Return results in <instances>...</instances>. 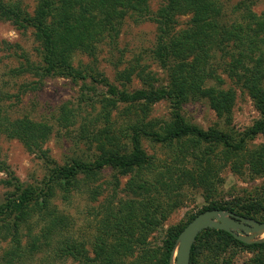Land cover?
<instances>
[{"label": "trees", "instance_id": "obj_1", "mask_svg": "<svg viewBox=\"0 0 264 264\" xmlns=\"http://www.w3.org/2000/svg\"><path fill=\"white\" fill-rule=\"evenodd\" d=\"M152 1L38 0L30 14L19 2L0 0V20L18 29H33L41 49V66L28 61L23 72H31L41 81L90 78L108 88L96 101L103 106L97 120L104 126L96 129L95 120L87 116L81 125V138L97 152L89 162L54 164L44 148L53 133L51 125L11 120L0 114V135L21 141L27 151L39 154L49 165L41 189L25 186L14 176L3 181L15 187V192L0 205V243L7 245L2 264H31L39 256H45L42 264L69 260L71 264H171L180 233L206 210H229L264 223V184L245 197L215 200L221 172L227 167L254 178L264 177V142L250 147L257 138H264V19L243 7L247 0L237 3L233 12L242 11L241 21L232 23L222 21L226 15L222 16L220 0H163L156 11L151 9ZM185 15L191 16L189 26L181 29L179 17ZM126 18L157 24L153 54L166 76L164 84L142 69L136 75L142 88L131 90L132 70L119 72L115 85L102 75L74 66L77 54L94 57L100 44L117 40ZM2 44L5 47L0 46V52L11 50L10 44ZM214 52L230 58L225 72L248 92L260 113L239 135L202 129L182 113L190 101L206 99L224 125L232 126L236 93L224 88V79L210 67ZM163 101L170 104V121L149 118L153 107ZM70 104L62 107L61 120L75 125L81 104L76 108ZM114 111L122 115L113 118ZM144 139L171 147L172 160L155 161L144 149ZM107 169L120 176L132 175L128 183L132 196L105 206L90 251L86 241L70 235L68 217L52 201L56 190L69 200L81 176L96 181ZM0 173L12 175L1 158ZM187 188L202 189L212 201L185 224L168 229L162 247L151 249L149 237L181 207ZM243 249L256 253L250 264H264V243L247 245L225 231L206 229L192 248L191 264H232L236 251Z\"/></svg>", "mask_w": 264, "mask_h": 264}, {"label": "rangeland", "instance_id": "obj_2", "mask_svg": "<svg viewBox=\"0 0 264 264\" xmlns=\"http://www.w3.org/2000/svg\"><path fill=\"white\" fill-rule=\"evenodd\" d=\"M4 2H19L30 14H33L38 0H2ZM242 0H220L222 16L226 15V23L240 22L242 11H234L238 2ZM163 4V0L151 2L152 11H156ZM247 6L252 14L264 19V0H247ZM224 14V15H223ZM190 15L179 17V28L189 26ZM157 40V24L153 20L140 23L132 18L124 20L120 36L109 43L103 42L98 46L96 56L87 57L77 54L74 66L89 69L98 77L107 78L112 84L118 85L117 75L122 71L132 70L131 90L142 88V81L136 76L139 71L146 69L155 74L159 84L166 82V76L154 59V49ZM12 46L11 50L0 52V114L11 120L30 119L35 122H45L52 126L53 133L44 145L48 156L54 164L64 166L73 160L89 162L96 157V150L90 143L80 136L81 125L85 117L95 120V128L104 126L100 117L103 106L98 101L99 96L106 94L105 84L86 78L73 81L71 79L52 77L40 80L31 72H23L30 64L41 66V49L35 38L33 29H18L10 22L0 20V46L2 43ZM0 48V49H1ZM223 54L214 52L210 67L224 79V88L233 89L236 93L234 118L232 126L227 127L210 108L206 99L192 100L183 108V115L187 121L202 129L216 128L220 131H231L236 135L244 133L260 118V113L248 92L237 85L225 72V65L229 57L223 59ZM71 103L70 107L81 104L80 116L75 125L66 124L61 120L62 107ZM120 108L119 111H121ZM119 111L112 112V117L119 118ZM151 119L170 121L171 108L167 101L160 102L152 109ZM93 126V127H94ZM264 142V138H257L250 147L255 148ZM143 147L147 154L162 164L172 160L174 150L171 147L156 144L148 139L143 140ZM0 158L6 162L12 172L11 176L0 173V205L15 192V187L8 186L3 181L17 177L25 186L37 188L45 187L49 175V165L39 154L27 151L21 141L0 135ZM132 175L120 176L115 171L107 169L96 181H90L81 176L79 186L72 190L69 200L63 197L60 190H56L52 201L57 209L68 217L69 233L76 239L86 241L87 248L92 251L95 225L102 217L103 210L109 202L119 204L129 199L128 183ZM215 200L230 201L234 198L245 197L256 191L264 184V177L254 178L246 171L237 173L230 167L221 172ZM184 202L181 207L172 212L160 230L152 234L149 239L151 249H159L163 245L168 229L185 224L188 219L201 212L208 204L205 193L199 188H187L184 192ZM99 216V217H98ZM7 245L0 243V264ZM256 253L250 250L236 251L232 264H250ZM42 261V262H41ZM45 256H39L31 264H42ZM56 264H64L57 262ZM65 264H71L67 261Z\"/></svg>", "mask_w": 264, "mask_h": 264}, {"label": "water", "instance_id": "obj_3", "mask_svg": "<svg viewBox=\"0 0 264 264\" xmlns=\"http://www.w3.org/2000/svg\"><path fill=\"white\" fill-rule=\"evenodd\" d=\"M206 229L225 231L238 241L251 245L264 243V223L223 209L206 210L190 221L180 233L171 264H191L192 248Z\"/></svg>", "mask_w": 264, "mask_h": 264}]
</instances>
